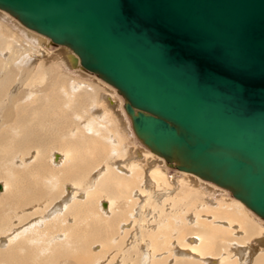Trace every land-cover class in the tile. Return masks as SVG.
Returning a JSON list of instances; mask_svg holds the SVG:
<instances>
[{"label": "bare ground", "instance_id": "6f19581e", "mask_svg": "<svg viewBox=\"0 0 264 264\" xmlns=\"http://www.w3.org/2000/svg\"><path fill=\"white\" fill-rule=\"evenodd\" d=\"M0 18L16 29L0 21V264H264L252 211L208 205L192 176L227 191L182 171L179 195L100 81L40 61L49 40Z\"/></svg>", "mask_w": 264, "mask_h": 264}, {"label": "water", "instance_id": "95a60500", "mask_svg": "<svg viewBox=\"0 0 264 264\" xmlns=\"http://www.w3.org/2000/svg\"><path fill=\"white\" fill-rule=\"evenodd\" d=\"M0 11L114 88L168 167L264 220V0H0Z\"/></svg>", "mask_w": 264, "mask_h": 264}, {"label": "rangeland", "instance_id": "374dc122", "mask_svg": "<svg viewBox=\"0 0 264 264\" xmlns=\"http://www.w3.org/2000/svg\"><path fill=\"white\" fill-rule=\"evenodd\" d=\"M0 21L2 22V23H4V24H6V25H9L10 27H12L13 29H15L11 24H9L8 22H6V21H4V20H2L1 18H0ZM15 21V20H14ZM15 23H18V22H15ZM16 30V29H15ZM31 43V42H30ZM63 46H52V45H48V44H39V47H37V49H40V53L41 54H39V59H40V61H45V62H47V63H52V62H55V64H59L60 65V69H61V72H63V73H68V75L69 76H72V77H75V78H80V79H83V80H87L88 82H95V80L97 79L98 81H100V83L109 91L108 92V94L109 95H111L113 98H115V100L117 101L118 100V102H119V104L121 105V109L124 111V109H123V99H122V97L121 96H119L118 94H117V92L115 91V89L114 88H112L111 86H109V85H107L106 83H104L103 81H101L100 79H98V78H96V77H94L93 75H91V74H89V73H86V72H84V71H82L81 69V71L83 72V73H86V74H88L89 75V77L88 76H84V75H81L80 73H78V69H73V68H71V67H69V66H67L66 64H65V62L62 60V56L60 55V52H59V50L62 48ZM60 48V49H59ZM55 60V61H54ZM63 68V69H62ZM75 74H74V73ZM91 76V77H90ZM95 78V79H94ZM96 80V81H97ZM113 91H112V90ZM111 92H112V94H111ZM110 113H111V111H110ZM124 113H125V111H124ZM113 116H114V114H113ZM128 121H129V119H128ZM131 125H130V121H129V128L131 129V127H130ZM132 130V129H131ZM133 132V131H132ZM122 133H124V132H122ZM124 136H125V138H126V140H127V145L129 146V148L130 149H134L135 150V148L137 149V150H142V149H147L144 145H142L137 139H136V137H135V135H134V133H133V138L131 139V140H129V138L124 134ZM148 152V151H147ZM146 152V153H147ZM137 160H142V158L141 159H139V158H137ZM142 162V161H141ZM55 164H53V163H51V166H54ZM159 165V164H158ZM160 167H157V168H162V166L163 167H165L164 165H162L161 166V164L159 165ZM149 167V166H148ZM166 169H167V171H168V175H167V178H168V180L170 181V183H172L173 185H174V187L178 190V193H179V195H181L182 194V190L184 189V186L186 185V183H189V181L185 178V180H187V181H184L183 179H184V176L181 174V173H178L179 171L178 170H176V169H172L171 167H168V166H166L165 167ZM188 175V174H187ZM183 176V177H182ZM192 176V175H191ZM191 179L192 180H195V181H197L198 183V185H197V187L199 188V190H201V191H203V193L205 192L206 194H205V199H207V202H208V205H210V206H217L219 203H223V202H225V201H227V203H229V204H232V205H235V203H237V201L236 200H233L234 198L228 193V192H226V193H224V192H221V191H219V189L218 188H216V187H214V186H212L213 188H212V191H209V190H207L205 187H203L202 186V184H201V182L199 181V180H197L195 177H191ZM181 181H183V182H181ZM191 181V180H190ZM180 182V183H179ZM207 182V181H206ZM179 183V184H178ZM203 183V182H202ZM207 183H210V182H207ZM204 185L206 184V183H203ZM206 185H208V184H206ZM177 186V187H176ZM193 186V185H192ZM195 186V185H194ZM202 186V187H201ZM209 186H211V185H209ZM175 194H176V192H175ZM178 194H177V196H179ZM209 200V201H208ZM211 200V201H210ZM219 202V203H218ZM211 203V204H210ZM103 209V208H102ZM246 212L248 213V215L253 219V220H255V222H257L258 223V225H259V227H260V229L262 230V232L264 233V223H263V221L264 220H262V219H260L259 217H257L256 215V217L251 213V212H249L247 209H246ZM250 246L251 247H259L260 249H263L261 246H260V244L257 242V240L255 239V238H252V240H250Z\"/></svg>", "mask_w": 264, "mask_h": 264}]
</instances>
